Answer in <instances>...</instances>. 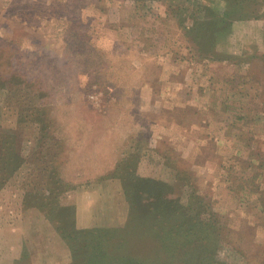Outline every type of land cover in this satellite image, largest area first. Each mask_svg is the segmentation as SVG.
<instances>
[{
	"label": "rangeland",
	"instance_id": "1",
	"mask_svg": "<svg viewBox=\"0 0 264 264\" xmlns=\"http://www.w3.org/2000/svg\"><path fill=\"white\" fill-rule=\"evenodd\" d=\"M0 264H264V0H0Z\"/></svg>",
	"mask_w": 264,
	"mask_h": 264
},
{
	"label": "trees",
	"instance_id": "2",
	"mask_svg": "<svg viewBox=\"0 0 264 264\" xmlns=\"http://www.w3.org/2000/svg\"><path fill=\"white\" fill-rule=\"evenodd\" d=\"M13 156L16 158V163L19 161V159H20V157L17 155V154H13ZM18 164V163H17ZM14 166H16V165H14ZM5 168V167H4ZM4 168H3V170L1 171L2 173H5V170H4Z\"/></svg>",
	"mask_w": 264,
	"mask_h": 264
}]
</instances>
